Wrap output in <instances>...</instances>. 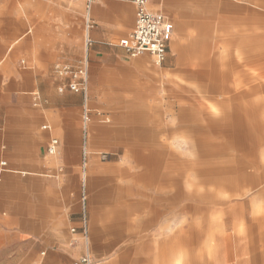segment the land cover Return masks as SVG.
<instances>
[{"label": "crops", "instance_id": "0c3cea01", "mask_svg": "<svg viewBox=\"0 0 264 264\" xmlns=\"http://www.w3.org/2000/svg\"><path fill=\"white\" fill-rule=\"evenodd\" d=\"M194 1L202 2L147 0L173 25L160 67L126 52L133 0L92 4L86 56L85 0L52 1L26 57L31 66L0 78V145L14 168L0 175V264H71L85 255L93 264H252L248 236L264 264V31H230L224 65L210 56L208 25L188 18ZM221 1L249 24L252 16L264 23L249 8L264 9V0ZM3 27L11 31L10 16ZM174 31L201 32L194 45L174 46ZM85 57L83 101L54 67L77 68ZM82 108L92 118L84 134ZM44 111L52 125L39 126Z\"/></svg>", "mask_w": 264, "mask_h": 264}, {"label": "rangeland", "instance_id": "374dc122", "mask_svg": "<svg viewBox=\"0 0 264 264\" xmlns=\"http://www.w3.org/2000/svg\"><path fill=\"white\" fill-rule=\"evenodd\" d=\"M53 0H0V78H13L16 76L17 71H21L23 68H28L31 66V63H28L26 57L34 51V39H36L37 34V26L42 20H46L47 17L51 15V7H52ZM202 2H189L186 5V10L188 12V18L192 22L204 21L206 25H208L209 31L207 34L206 41L209 43L210 47V56L214 57L216 55L221 56V60L224 65L230 58V54L232 52V48L229 45V32L230 31H264V23L254 22L253 16L251 17L252 21L251 24L248 23L247 20L250 18L246 16L247 13L241 11L240 13L233 14L229 8L224 6L221 0H201ZM230 3L235 4L237 6L245 7V5L241 2L235 0H228ZM5 2H8L5 5ZM172 5V4H171ZM8 7V14L6 15L5 7ZM203 8V9H202ZM253 11L252 13L258 12L264 15V9L259 8L255 5L249 7ZM171 9V8H169ZM173 9V8H172ZM155 11V10H151ZM166 12L165 10H163ZM255 11V12H254ZM168 13V12H166ZM170 16L174 17L175 25L176 20L178 17L168 13ZM6 16L11 17V31H4L3 22ZM85 17V14H84ZM236 21V23H235ZM234 22V25H233ZM83 25H84V18H83ZM84 30V26H83ZM30 32V33H29ZM183 36L180 35L179 31H174L173 41L172 44L179 45L180 43H192L194 45V41L197 39L198 35L201 31H183ZM26 33H28L26 35ZM26 35V36H25ZM18 41V42H17ZM17 42V43H16ZM82 47L85 49V31H82ZM178 55L177 49H175V53ZM86 56V53L84 54ZM143 56L148 57L152 64L156 67L162 66L163 62L160 65H156L154 63V59L149 54H144ZM142 57V56H139ZM136 57V58H139ZM133 58V59H136ZM24 61L25 64H22ZM85 61V59L83 60ZM82 61L81 65L84 63ZM88 63V62H87ZM25 66V67H24ZM224 67V66H223ZM3 84L0 83V93L3 92L2 90ZM90 88L88 83V91L87 94L89 95ZM82 96L83 101L85 97L83 94L78 93ZM204 103H211L212 100L205 99ZM34 104L39 108V102L35 101ZM43 105V102H42ZM89 109V107H88ZM42 110V109H41ZM46 115L44 120L40 123L39 126L42 125H52L51 122V114L50 112H45ZM83 115H84V108L80 111L79 122L82 126V134L83 132ZM89 121L87 123V130L89 129L90 125L92 124V118L88 115ZM101 121L100 123H107L106 121L111 120L109 116H103L99 118ZM3 125V114L0 111V135L3 134L4 130ZM49 139V138H48ZM2 146L0 145V163L1 162H8L7 159L4 158ZM111 155V154H110ZM98 157H105L109 155L98 154ZM6 169H14L13 167L9 166L7 163ZM3 174V173H2ZM251 198L254 195V192H251ZM82 193H80V205L82 208V201H81ZM83 209V208H82ZM249 246L250 248H255L257 253L255 252L252 257H256L255 261L252 260V264H259L260 259V247L261 244L258 240L252 241V238L248 236ZM252 258V259H253Z\"/></svg>", "mask_w": 264, "mask_h": 264}, {"label": "built area", "instance_id": "2783aa9c", "mask_svg": "<svg viewBox=\"0 0 264 264\" xmlns=\"http://www.w3.org/2000/svg\"><path fill=\"white\" fill-rule=\"evenodd\" d=\"M77 1V0H69ZM97 0H85V17H84V31H85V52L87 55L88 48L91 45L89 31L92 27L90 19V9L92 4ZM136 6L135 24L130 35L131 45L126 48L127 54L131 58H136L144 54H149L156 65H160L166 57L168 43L171 40L173 25L162 14L153 13L147 7V0H133ZM84 63L77 68L68 66L56 65L54 71L60 77L68 79L66 88L74 93H81L86 97L88 91V63L85 57ZM89 118L86 111H84L83 122L88 123ZM57 140L52 139L48 152L53 153ZM5 162L0 163V175L6 170ZM84 203V196L81 197ZM83 227L82 234L84 239H87V229L85 216L82 217ZM75 230L72 229V232ZM71 264H93L88 255H85L79 261Z\"/></svg>", "mask_w": 264, "mask_h": 264}, {"label": "bare ground", "instance_id": "6f19581e", "mask_svg": "<svg viewBox=\"0 0 264 264\" xmlns=\"http://www.w3.org/2000/svg\"><path fill=\"white\" fill-rule=\"evenodd\" d=\"M255 18V17H254ZM264 45V44H263ZM252 48V47H251ZM258 48V47H257ZM238 51V50H237ZM238 55H241V54H238ZM253 57V56H252ZM243 58V57H242ZM241 58V59H242ZM259 59V58H258ZM237 60V59H236ZM257 60V59H256ZM255 61V60H254ZM251 62V61H250ZM250 62H248V64L250 63ZM239 63V62H238ZM261 65V64H260ZM246 66H248V65H246ZM243 69V68H242ZM237 71H239V70H237ZM261 71V70H260ZM247 73V72H246ZM251 74H252V72H251ZM242 79V78H241ZM242 80H244V79H242ZM237 87H239V86H237ZM242 87V86H241ZM256 87V86H255ZM246 88V87H245ZM258 88V87H257ZM249 89V88H248ZM251 90V89H250ZM253 91V90H252ZM201 92H202V90H201ZM248 92V91H247ZM204 94V93H203ZM200 95V94H199ZM203 98V97H202ZM222 103V102H221ZM204 104V103H203ZM224 104V103H223ZM199 110V109H198ZM202 111V110H201ZM228 111V110H227ZM222 113V112H221ZM210 120H212V119H210ZM209 120V121H210ZM206 121H208V120H206ZM210 123V122H209ZM189 151V150H188ZM196 152V151H195ZM205 154V153H204ZM241 154V153H240ZM184 155H186V154H184ZM192 155V154H191ZM229 155H230V153H229ZM217 157V156H216ZM198 158V157H197ZM220 158V157H219ZM215 159V158H214ZM225 159V158H224ZM245 159V158H244ZM250 159V158H249ZM189 160H191V159H189ZM201 160V159H200ZM221 160V159H220ZM243 161V160H242ZM247 161V160H246ZM235 163V162H234ZM207 165V164H206ZM259 165V164H258ZM193 166V165H192ZM242 166V165H241ZM255 167V166H254ZM260 167V166H259ZM252 168V167H251ZM191 169V168H190ZM256 169V168H255ZM262 169V168H261ZM246 172V171H245ZM196 173V172H195ZM253 173H254V171H253ZM246 174H247V172H246ZM256 176V175H255ZM251 178V177H250ZM238 180H240V179H238ZM193 187V186H192ZM242 187V186H241ZM237 191V190H236ZM196 203V202H195ZM259 205H260V203H259ZM260 208V207H259ZM257 219V218H256ZM258 221V220H257ZM259 225V224H258Z\"/></svg>", "mask_w": 264, "mask_h": 264}]
</instances>
